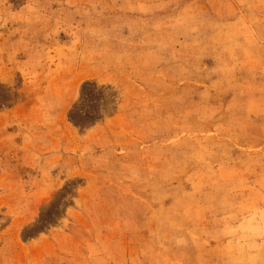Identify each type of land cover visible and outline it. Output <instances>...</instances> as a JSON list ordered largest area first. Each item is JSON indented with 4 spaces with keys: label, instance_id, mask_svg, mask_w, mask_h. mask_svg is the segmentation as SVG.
Here are the masks:
<instances>
[{
    "label": "rangeland",
    "instance_id": "1",
    "mask_svg": "<svg viewBox=\"0 0 264 264\" xmlns=\"http://www.w3.org/2000/svg\"><path fill=\"white\" fill-rule=\"evenodd\" d=\"M0 264H264V0H0Z\"/></svg>",
    "mask_w": 264,
    "mask_h": 264
}]
</instances>
